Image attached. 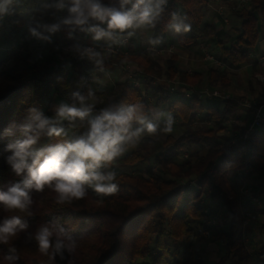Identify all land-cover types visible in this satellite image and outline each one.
Masks as SVG:
<instances>
[{"label": "trees", "instance_id": "trees-1", "mask_svg": "<svg viewBox=\"0 0 264 264\" xmlns=\"http://www.w3.org/2000/svg\"><path fill=\"white\" fill-rule=\"evenodd\" d=\"M208 1L168 0L156 27L144 29L150 34L149 47L154 46L152 41L159 40L160 46L156 48L167 49L168 44L175 48L176 53H170L163 64H159L147 46L132 47V36L127 33L118 35L127 36L129 43L116 54L94 50L103 58L100 65L89 58L64 53V48H84L86 45L75 39L85 32L70 33L62 26L52 34L42 27L67 15L53 6L58 0H16L10 14L0 18V48H9L0 56V191L21 179L6 163V157L11 154L4 151L6 145L23 138L20 126L28 122L30 108L53 117L56 98L78 104L73 93L87 96L92 91L96 98L93 115L102 109L141 104L150 120H153L152 103L166 117L171 115L173 121H178L181 129L163 138L145 133L140 145L130 149L116 164L128 167L129 171L116 170L115 165L104 169L117 172L115 182L119 192L115 196L101 200L88 189L85 199L60 205L55 202V193L45 188L43 192H32V216L5 212L0 206V222L17 214L28 224L9 244H0V264H69L70 261L71 264H226L231 261L264 264V223L260 225L262 238L254 244L255 252L250 253L244 244V222L253 203L242 193L244 172L264 179L261 164L264 131H260L264 127L245 140L232 141L231 134L244 131V125L232 123L241 98L204 102L198 96L203 87L227 88L229 71L249 63V53L264 38V0H249L244 6H238L237 0L231 3L218 0L224 8V17L227 13L230 17L232 35L205 20ZM103 2L120 6L119 0ZM174 12L190 25L189 31L176 33L168 27ZM221 23L224 24L222 20ZM32 29L48 39L34 36ZM207 38L208 47L218 50L216 58L222 66L202 72L181 70L177 52L197 49ZM105 42L102 48L109 45ZM14 47L18 48L16 52L11 50ZM42 52L61 61L57 65L34 61V55ZM128 64L137 67L132 78L106 86L97 83L105 72ZM259 75L264 76V68L254 61L248 92L264 101V83L256 80ZM167 82H177L183 91L193 90L190 98L178 96L174 86ZM73 84H79L80 88L67 94ZM196 121L206 127L194 125ZM78 125L79 129L74 130L72 123L63 121L61 126L66 135L42 136L36 147L44 149L64 143L87 131V120L79 121ZM191 147L196 150L188 152L186 148ZM182 153L187 156L179 159ZM139 166L145 167L139 170ZM233 173L235 178L231 177ZM252 196L260 203V208L252 212L264 218V181L257 185ZM216 217V224L207 227L206 222ZM44 224L63 228L75 241V251L69 253L65 249L63 259L59 254L54 259L42 255L34 237ZM205 230L211 242L222 247L223 253H218L213 261L197 257L196 241ZM181 243L183 256L179 255ZM10 247L17 249L19 260H4ZM146 256L149 261L140 262Z\"/></svg>", "mask_w": 264, "mask_h": 264}, {"label": "clouds", "instance_id": "clouds-1", "mask_svg": "<svg viewBox=\"0 0 264 264\" xmlns=\"http://www.w3.org/2000/svg\"><path fill=\"white\" fill-rule=\"evenodd\" d=\"M15 3L16 0H0V18L10 14ZM167 3L168 0H119L117 8L105 4L103 0H58L53 6L58 11H66L67 15L57 23L42 27L54 34L65 26L70 33L79 30L92 34L93 40L118 43L119 34L132 36L137 29L155 28ZM128 5L130 7H126ZM168 27L176 33L190 30V25L185 24L175 12ZM31 31L38 38L48 39L36 29ZM159 42L152 41L154 44ZM81 54L87 55L97 65L102 64L101 54L91 48L84 49ZM73 96L79 104L62 102L56 107L53 117L30 108L28 122L20 126L23 138L6 145L4 151L11 153L6 157V163L21 179L11 182L5 191H0V206L5 212L32 216V192H43L45 188L55 193V202L60 205L85 199L88 189L101 200L115 196L119 192V185L115 182L117 172L104 169L112 168L130 149L137 148L145 133L156 136L158 132L168 134L173 131L171 115L160 129L149 119L141 104H126L114 110L102 109L99 114L93 115L96 98L92 91L87 96L78 92ZM159 115L157 113V117ZM77 120H87L86 132L64 143L44 149L36 147L42 136L66 135L65 128L61 126L63 121L74 123ZM27 227L21 215L14 214L3 219L0 222V244H9ZM34 238L39 252L49 259H54L57 254L63 259L65 249L69 253L76 249L75 241L63 228L41 225ZM16 253L17 249L10 247L4 260H19Z\"/></svg>", "mask_w": 264, "mask_h": 264}, {"label": "rangeland", "instance_id": "rangeland-1", "mask_svg": "<svg viewBox=\"0 0 264 264\" xmlns=\"http://www.w3.org/2000/svg\"><path fill=\"white\" fill-rule=\"evenodd\" d=\"M226 17H227V19H229V22H230V17L229 16H226ZM221 26L223 28L227 29V31L229 32L230 35L233 34V31L229 30L231 28V23H229L228 26L227 25H223V24ZM136 32L138 33L139 38L141 39V40L138 41V43H139L140 46H143V44H142L143 41H146L144 35L145 34L150 35V34L145 33L143 29H137ZM87 34H88L87 32H85L83 34H79V35L76 36L75 40L78 43L82 42V41H84V38L87 36ZM261 37H262V34H261ZM209 40L210 39L207 38V39H205V42L207 41V43H209L210 42ZM101 41H103V40H101ZM260 43H261V40L259 41V44ZM99 45H101V43ZM99 45H97V46H99ZM171 45L168 44L167 46L170 47ZM146 46L149 48L150 45L147 44V45H145V47ZM208 46H209V44H208ZM14 48H16V47H14ZM157 48L155 46H153L152 55L155 56L156 58H158L159 64H163L164 61L166 60V58L170 55V53H168V52L161 53V52H159L160 50L157 49ZM172 48L173 49L171 50V53L172 52L176 53L175 48L173 46H172ZM213 49L214 48L211 49L212 55H214V57H216V55L218 54V52H217L218 50L215 48V50L213 51ZM208 50H209V52H211L210 49H208ZM2 52H4V51L0 50V56H1ZM177 53L179 54L180 67L182 68V70H185L188 73L193 72V71H200V70L205 71V70H207L208 68H211V67L215 68V66L212 65V63H210L208 61H204L203 56H202L201 52L199 51V48L194 49V50H187V51H184V52H177ZM2 54H4V53H2ZM54 58L55 57H53L52 55H49V54H46V53H43V52L34 55V61H37V62L43 61V62H46V63L48 61H50L52 63V65H57L61 60H58L57 58L54 59ZM128 66H129L130 70H137V67L135 65H133V64H128ZM231 72H233V71H229V73H231ZM127 75L128 74L123 70V68H115L111 72H107V73L105 72L102 75V77H99L97 79V83H99L100 85L106 86L108 84L119 82L122 79L127 78ZM235 76H236V79L242 80L241 79L242 77H240V76L238 77L237 73H236ZM256 77H257L256 80L260 81L261 79H259V77H264V76L259 75V76H256ZM260 82L264 83V81H262V80ZM242 84H243V82H242ZM240 87L241 86L238 85L237 89H239ZM79 88H80L79 84H73L68 89L67 94H71L75 90H78ZM219 90H220V88H219ZM242 91H243V87H242ZM221 92H226V90L223 89V90H221ZM236 94H239V93H236ZM238 98L248 99V100L254 102L255 104H258L259 102H264V101H260L258 96L249 95V93L248 92L246 93V91L243 94H241ZM62 102L66 103L64 101V99L60 100L59 98H56V100L54 101L53 106H52V112L55 113L56 107ZM262 104H264V103H262ZM150 110H151V114H152V118H153L152 122L158 124L159 128L162 129L165 126V122L167 120V117L162 112L156 110L154 108V105H152V103H151ZM157 113L160 114L159 117H157ZM78 122H79V120H77L76 122L72 123L71 129H74V130L79 129ZM178 123H179L178 121H173V131L171 133H168V134H173L174 135V134H177V133L181 132V129L179 128ZM197 125L200 126V127H204V128L206 127V125L201 124L199 121H198ZM207 126H208V124H207ZM168 134H165L163 132H158V135L160 137H162V138L165 135H168ZM186 150L188 152H194L196 150V148L195 147H191V148H186ZM179 159H182V154L180 155ZM144 167L145 166H139L138 169L139 170H143ZM114 168L116 170L129 171L128 167L122 166V165H115ZM262 181H264V180H262ZM262 181H260V180L245 181V187L243 189V194L244 193L246 195L248 194L247 195L248 198H250V200L252 201V203H253L252 211H256V210H258L260 208V203L259 202L255 203V200H257V199H255V197L252 196V192L256 189V187H257V185L259 183H262ZM252 211H249V215H248V217L246 219V224H245V228L249 229L250 233L248 235L245 234L244 239H246L248 241L247 245H249V247L251 248V253L253 254L255 252V249H256L254 244H255V242L258 241V240L255 241V239H257V237L259 235L260 225L262 223H264V218H262V216H260L258 213H253ZM216 218L208 220L206 222V226L207 227L213 226L211 224L212 221H214L215 224H216V222H217ZM205 231H207V230H205ZM201 235H202V233H201ZM204 237L205 236L202 235L196 241L197 257L206 258V259L209 258V260H212V261L216 260L217 256H218V253H220V254L223 253L221 245H219L218 243L211 242V239H209V235H208V237H205V238ZM183 250H184V245H183V243H181V248H180V252L181 253L179 255H181V256L184 255V253H183L184 251ZM148 261H149V256H146V257H144V258H142L140 260V262H142V263H146ZM226 264H232V261L228 262Z\"/></svg>", "mask_w": 264, "mask_h": 264}, {"label": "built area", "instance_id": "built-area-1", "mask_svg": "<svg viewBox=\"0 0 264 264\" xmlns=\"http://www.w3.org/2000/svg\"><path fill=\"white\" fill-rule=\"evenodd\" d=\"M216 2H218V0H209L208 1V7L212 6ZM248 2H249V0H237V5L238 6H244ZM215 11L219 16H221L222 22L224 24H227L228 20H227V18L224 17V14H223L224 8L219 4V6L216 7ZM118 40H119L118 43H113L112 41H110V44L103 47V48L101 47L103 43H101V45H99V46L86 45L82 49L81 48H79V49L78 48H64L62 51L66 54H74L75 57L79 56V58H82V59L83 58H89L87 55L81 54L84 49H88V48H91L93 50L100 49V50H102V52L116 54L121 49L126 48V46L129 43V38L127 36L118 37ZM208 48L209 47H208L207 41L204 43H201L199 46V49L202 53L204 61H208V62L212 63V65H214L215 67L216 66L217 67L222 66L221 62L216 57H214V55H212L211 52H209ZM147 49L152 52L153 47H149ZM172 49H173L172 46H170L167 49H159L160 50L159 52L171 53ZM0 50L5 52V51H8L9 48L8 49H1L0 48ZM11 50L13 52H16L18 50V48L17 47L12 48ZM258 60H259V62H264V53L259 54ZM123 70L128 74L127 78H132L133 74L137 71V70H130L128 65L124 66ZM259 79L264 81V77H259ZM169 84H172L174 86L178 96L182 97L185 100L190 98L193 90L183 91L182 89L179 88V84L177 82H167V85H169ZM198 96L204 102L214 100V99H219V100H230V99H232V96L230 94H228L226 92H221V90H219L218 88L210 89L208 87H203L202 89H200V91L198 92ZM238 104H239L240 108H242L244 111L249 113L250 117H249V121L246 124H244V131L241 134H239V135L238 134H236V135L231 134L230 135L232 138V141H234L236 139L245 140L249 135L256 133L259 129L264 127V104L257 105L254 102H252L248 99H244V98H241L238 101ZM197 123L198 122L196 121L193 124L197 125ZM186 156H187L186 153H182L183 158H186ZM255 203H258V201L255 200ZM244 223L246 224V220ZM211 224L213 225V224H215V222L212 221ZM202 235H204L206 237L208 235V231L202 232ZM247 243H248V241L246 239H244V244L246 246V249L251 253V248L249 247V245H247Z\"/></svg>", "mask_w": 264, "mask_h": 264}, {"label": "crops", "instance_id": "crops-1", "mask_svg": "<svg viewBox=\"0 0 264 264\" xmlns=\"http://www.w3.org/2000/svg\"><path fill=\"white\" fill-rule=\"evenodd\" d=\"M232 1L233 0H226L227 3H229V2L231 3ZM219 4H220L219 2H216L215 4H213L210 7L207 6V8L204 10L205 20L208 21V22H212V23L218 25V29L222 28V26H221L222 25L221 18L215 11L216 7H218ZM226 16H228V13L226 14ZM229 23H231V20L229 22V19H228V23L227 24H223V25H227L228 26ZM223 29H225V28H223ZM225 30H227V29H225ZM145 33H147V32H145ZM144 37H145L146 41H143V43H142L143 47H145V45H147V44L150 45V35L145 34ZM139 40H141V39L139 38L138 33L135 31V34L132 35V44H131L132 47H134V48L139 47L140 46L139 43H138ZM103 42H105L106 44L109 42V44H110L109 40H104ZM103 42L101 40L100 41L93 40L92 34L88 33L87 36L84 38V41L79 42V43L83 44V45H95V46H97V45H99L100 43H103ZM154 46L155 47L156 46H160V43H156V44H154ZM213 48H214L213 49V51H214L215 47H213ZM208 49H210V51H211L212 46L209 47ZM261 53H264V38H261V43L260 44L258 43L256 50H254V51L249 53V55H248L249 63L245 64L244 66L240 67L239 69L232 70L233 72H231L228 75V78H229L230 82H229V85L227 86V88H225V90L232 97H239L245 91H246V93L248 92V84H249V81L251 80V78H250L251 64L254 61L259 62L258 56ZM259 63L262 65V68H264V62H259ZM180 69L182 70L181 67H180ZM202 71L203 70H200V71H197V72H202ZM236 73H237L238 77L239 76L242 77L241 78L242 80L236 79V76H235ZM242 82H243L244 85L242 84ZM238 85L241 86L239 89H237ZM242 87H243V91L244 92L242 91ZM236 93H239V94H236ZM249 117H250L249 113L244 111L242 108H239L237 110V112L234 114V117L232 119V123L234 125H236V126H243L244 124H246L249 121ZM260 131H264V128H262ZM261 164L264 165V161H262ZM242 176L244 177V185H243L244 187H245V181H249V180H260V181H262V180H264V179L260 178L258 175H250L247 172H244L242 174ZM231 177L235 178L236 177V173H233L231 175ZM244 187H243V189H244ZM242 193H243V190H242ZM244 195H246V194L244 193ZM224 223H225V221H223V219H222V224H224ZM249 233H250V230L247 229V228H244V234L248 235ZM262 235H264V234H262ZM262 235H261V232L259 230V235H258L257 239H255V241L256 240L260 241L261 238H262L261 237ZM206 237H208V235Z\"/></svg>", "mask_w": 264, "mask_h": 264}]
</instances>
